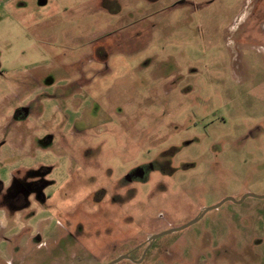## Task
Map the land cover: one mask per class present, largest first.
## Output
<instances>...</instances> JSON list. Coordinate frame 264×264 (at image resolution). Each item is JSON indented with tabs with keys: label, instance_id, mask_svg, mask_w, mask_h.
Listing matches in <instances>:
<instances>
[{
	"label": "rangeland",
	"instance_id": "1",
	"mask_svg": "<svg viewBox=\"0 0 264 264\" xmlns=\"http://www.w3.org/2000/svg\"><path fill=\"white\" fill-rule=\"evenodd\" d=\"M248 193L264 0H0V264H264Z\"/></svg>",
	"mask_w": 264,
	"mask_h": 264
},
{
	"label": "water",
	"instance_id": "2",
	"mask_svg": "<svg viewBox=\"0 0 264 264\" xmlns=\"http://www.w3.org/2000/svg\"><path fill=\"white\" fill-rule=\"evenodd\" d=\"M249 196H254V197H264V196H256V195H254L253 193H248V194H246L239 202H242L245 198H247V197H249ZM227 200H233L232 198H227ZM221 203H219V204H217V205H215V206H213V207H211V208H217L219 205H220ZM210 208V209H211ZM210 209H206L203 213H206L207 211H209ZM202 213V214H203ZM201 214V215H202ZM201 215L198 217V218H195V219H193L192 221H190L189 223L187 222L186 224H184V225H182V226H180V227H176V228H170V229H167V230H165V231H163V232H161V233H159V234H153L150 238H149V242H150V244H149V246L151 245V244H153V242L156 240V239H158L159 237H162L163 235H166V234H168V233H174V232H177V231H179V230H181V229H184V228H186V227H189V226H191V225H193L194 223H196L199 219H200V217H201ZM124 259H131V257H130V254L128 253V254H126V255H124V256H122V257H119L118 259H116V260H114V261H112V262H110V263H108V264H116L118 261H120V260H124Z\"/></svg>",
	"mask_w": 264,
	"mask_h": 264
},
{
	"label": "flooded vegetation",
	"instance_id": "3",
	"mask_svg": "<svg viewBox=\"0 0 264 264\" xmlns=\"http://www.w3.org/2000/svg\"><path fill=\"white\" fill-rule=\"evenodd\" d=\"M17 114H18V111L16 112V114H15V116L17 117ZM19 115V114H18ZM36 187H34L33 186V184H29V185H27V188L24 186V184L23 185H21L20 186V189H19V192H17L18 193V195H17V197H19V203L21 204V205H26V203H25V199H24V196H29V195H31V194H33V193H35V192H40L39 190L41 189V186H40V183H37L36 185H35ZM39 197H41V195H39ZM20 205V206H21ZM156 241V240H155ZM154 241V242H155ZM150 244V242L148 241V244L146 245V247H145V250H146V253H147V251L149 250V248L147 247L148 245ZM144 250V251H145ZM131 252L132 251H130V252H128L130 255H131ZM146 253H145V255H146ZM145 258V257H144ZM142 261H144V260H142ZM141 261V262H142ZM119 262V261H118ZM117 262V263H118ZM116 263V264H117ZM136 263V262H135Z\"/></svg>",
	"mask_w": 264,
	"mask_h": 264
}]
</instances>
